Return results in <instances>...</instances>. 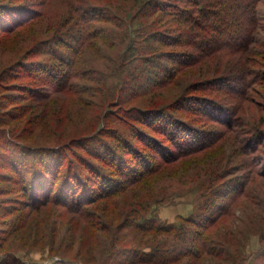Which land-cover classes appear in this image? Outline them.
<instances>
[{
    "label": "rangeland",
    "instance_id": "rangeland-1",
    "mask_svg": "<svg viewBox=\"0 0 264 264\" xmlns=\"http://www.w3.org/2000/svg\"><path fill=\"white\" fill-rule=\"evenodd\" d=\"M148 2L0 0V264H165L154 260L155 254L149 260L139 259L141 251L154 252L158 246L178 248L176 229H152L157 224L175 226L177 230L184 226L197 228L200 238L192 245L200 249L207 242L215 254L205 250L199 257L177 259L179 249L168 264H264V180L255 174L263 168L258 162L253 164L255 157H264V0H259V26L245 51H221L185 66L170 84L152 96L136 95L139 88L123 85L125 73L141 63L122 58L125 67L119 62L114 64L116 56L123 57L126 43L141 40L137 38L139 29L143 30L141 25L146 30L155 23L160 27L177 25L170 15L150 13ZM167 2L170 11V3L172 11L182 5L179 0ZM83 9L85 16L81 14ZM96 13L103 18L95 17ZM113 17L116 23L122 20L123 29L129 33L124 44L122 40L103 39L109 35L114 39L109 31L118 28ZM8 26L11 30L4 32ZM99 36L103 37L96 38ZM75 40L81 44L76 46ZM72 49L76 63L62 66L69 57L61 62L58 56L71 55ZM158 49L171 57L193 50L190 45ZM239 59L242 71L232 69ZM38 62L53 63L71 74L66 88L42 95L47 88L34 82L40 75ZM31 72L36 74L34 79L29 76ZM111 72L116 76L108 77L106 83H114L115 92L122 89L123 99L115 98L117 94L95 82L98 76L106 78ZM232 72L243 78L245 86L236 85L237 92L243 94L240 98L228 91L236 78H221ZM205 95L228 109L222 114L230 124L216 118L213 110L204 111L202 106L210 103L199 97ZM157 99L159 105L170 103L173 119L206 137V146L163 162V154L157 151L167 144V134L163 128L148 126L142 120L151 116L148 109ZM167 112L155 115L166 119ZM99 145H109L113 152L117 148L120 156L131 159L130 166L138 158H146V166L144 162L135 164L136 174L125 177L129 171L122 169L127 162L120 164L111 155L105 162L100 161L95 156ZM24 146L52 148L62 162L72 160L82 167L86 164L87 169L97 166L109 178L120 179L124 190L79 210L48 203L39 211L27 213L15 183L17 175L8 167L12 151ZM152 166L155 170L148 171ZM257 180L263 186L259 191L252 188L254 197L233 201L229 206L231 215L220 217L215 225L203 229L186 222L195 218L215 187L235 181L245 183L247 189Z\"/></svg>",
    "mask_w": 264,
    "mask_h": 264
},
{
    "label": "trees",
    "instance_id": "trees-1",
    "mask_svg": "<svg viewBox=\"0 0 264 264\" xmlns=\"http://www.w3.org/2000/svg\"><path fill=\"white\" fill-rule=\"evenodd\" d=\"M179 1H181L180 4L182 5H179L178 8L173 9V11L170 3V11L167 7V0H149L148 5H150V13L160 11L170 15L177 25L168 27L163 25L164 27H160L161 25L156 26L155 23V25L150 27L152 28L150 30H146L147 28L145 29L144 25H141L143 30L141 31L139 29V32L137 33V38L140 37L141 40H137L136 42L129 41L126 43L123 51L121 49L123 57H119L120 54L118 55V53L121 52L120 50L119 52L116 51L118 56H116L114 64H116V62L118 64L119 62L121 65H124V62L121 63L122 58L130 59L131 62L135 60L141 63V66H135L132 72L128 71L125 73L126 77L122 81L123 85L126 84L127 89L130 87L134 89V86L139 88L140 90L136 92V95H154V92L158 89L163 88L172 82L176 72H179L185 66L196 64L202 58L208 57L211 54L221 51H226L230 54L245 51L253 40L254 29L259 26L256 13L259 0ZM84 10L85 9L81 11V14L85 16ZM105 13L107 17L110 16V11H106ZM94 16L97 18H103V15H99V13H96ZM115 19L116 17H113L114 22ZM4 22L5 21H2V23ZM121 22L122 20H119L117 23L115 22L118 27L117 29L109 28L110 33L114 35V39L108 34L110 38H103L104 41L114 42V40L117 39L116 41L121 43L122 40V43L124 44L129 33L127 30L123 29ZM197 25L198 29H196ZM9 30H11L10 26L5 27L4 32ZM103 31L105 32V29H103ZM91 33L88 32L87 35H90ZM102 37L103 36H99L96 38ZM77 44L80 45L81 43L76 41V46ZM169 45L185 47L190 45L193 50L189 52L182 51L179 52L177 56L171 57L169 53H161L160 49H158L160 46ZM111 47H113V45ZM72 50L71 55H65L63 53L64 57L58 56L62 60L61 62L69 57L67 63H61L62 66L71 67L72 64L76 63V60L73 59L74 55H72L75 51ZM58 57L57 60H60ZM117 57L120 58L119 61ZM165 57H167L168 60H164ZM177 58H179V61L175 63L174 61ZM170 60H173V62H170ZM240 60L241 59L234 63L232 69L239 68L242 71L240 68ZM37 65L36 69L38 68L37 71L40 75L38 76L31 72L29 76L33 78V75H36L34 80V82H37L36 85L40 86V88H47V91L42 95L48 96L50 93L58 92L66 88L67 80L71 74L61 71L59 67L53 63L38 62ZM125 66L126 65H124V67ZM136 69H138L139 72ZM110 71H112V68ZM134 71H136V73H134ZM113 74L116 76L115 72H111L107 74V76L105 75L106 78H104V75H100L95 82L103 83L112 94L114 93V96L117 94L115 98L120 100L123 99L121 96L122 89L119 91L116 89L115 92V89H113L114 83H106L108 77H113ZM239 74L240 73L233 74L232 72L231 75L228 74L221 77L222 79L227 77L230 80L236 78L233 83H230L233 84L234 87H231L228 90L232 92L233 96H235L234 98H240L243 96V94L237 92V84L240 86L242 85V87L245 86L243 78L240 77L241 75ZM206 88L211 87L206 86ZM42 91L43 89L40 92ZM199 98H205L204 100L210 103L202 106L204 111L213 110L212 112L215 114L216 118L220 119L227 125L230 124L229 122L231 121H227V118L225 117L226 114H222V111L228 110L222 103L216 102L214 99L208 98L206 95L200 96ZM158 99L151 101L152 105L148 109L151 111V116L149 115L146 119L143 117L142 120H144L143 122L148 123V126L153 124V126H157L160 129L163 128V133L167 134V144L160 146L159 148L163 149L160 150L158 148L157 151L160 155L163 154V162L169 163L183 155H189L199 151L206 146V137L201 136V133L196 128L192 126L189 127L188 125H185L184 122L182 123L181 121L173 119L171 116L172 111L170 112L171 107L168 106L170 103L159 105L160 100ZM166 109L169 110V112H167L168 118L165 119V117H161L160 115L162 114L161 112H164ZM155 113L160 115H155ZM194 129L198 134L195 133ZM154 140L158 141L157 139ZM158 145L160 144L158 143ZM169 145H173L174 148L169 149ZM36 147L38 148V146ZM31 148L24 146L17 150H13L8 159L10 164L8 167H11L13 174L17 175V178L14 177L15 183L18 184V190L22 194V205H25L27 213L39 211L48 203H56L57 205H63L65 207L79 210L82 209L85 204L98 200L110 199L124 190V186H122L120 179H115L113 177L109 178L107 174L97 166L90 167L88 165L89 168L87 169L86 164L82 167L79 163H75L72 160H68L67 162L63 160L62 162L60 156L58 158L56 157L52 148ZM98 148L95 156H97L102 162H105L107 155L116 157L120 164L122 162H127V167L122 169L126 173L129 171V174H125V177L136 174L137 166L135 164H141L144 162L143 166H146V158L143 160L138 158L137 162L134 164L136 167H134L132 165L130 166V158L124 159L123 156L119 155L117 148H115V152L111 150L109 145H99ZM246 148L248 149L250 147ZM167 153H169V155L165 156ZM255 159L256 161L253 164H257L256 162H258L263 168L262 171H255V174L258 178L264 180V157H255ZM120 167L122 168L121 165ZM154 170L155 166L148 169V171ZM138 172L141 173V171ZM259 180L254 181L253 184L251 183L247 189L244 187L245 183H237L235 181H232V185H223L222 187H218V189L215 187L212 195L203 202L198 211L199 213H197L195 218H189L188 221H185L192 222L195 226L203 227V229H206L209 225H215L220 217L231 215L229 206L233 201H237L239 197H244V199L248 200L254 197V194L252 193L254 191L252 188H254L255 191H259L263 186V183H260L261 181ZM225 197H227V201H225ZM2 208L6 207L3 206ZM152 226L153 225H150L149 228H152ZM170 228H173V230L176 229L174 232L176 238L179 240L178 248L171 249L169 247H164V245L161 247L158 246L153 248L154 252H152V250L148 252L141 251V254L139 253V259L149 260L150 256L155 254L154 260H160L161 262H166L165 264H168L171 258H173L172 255L176 254L175 252L179 249L180 250L177 252V259L190 256L199 257L200 253L205 252V250H207L208 254H214L209 250L207 242H204L200 249H195L196 247L192 245L195 240H199L200 238L197 235V228L191 229L189 226L188 229L184 226L179 227L177 230L175 226L157 224L152 229L166 231ZM191 231L193 232V237H190Z\"/></svg>",
    "mask_w": 264,
    "mask_h": 264
}]
</instances>
